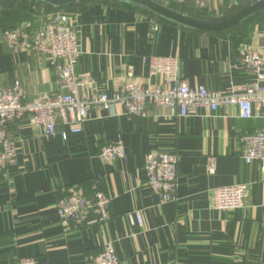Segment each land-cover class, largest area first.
I'll return each mask as SVG.
<instances>
[{"label":"crops","instance_id":"obj_1","mask_svg":"<svg viewBox=\"0 0 264 264\" xmlns=\"http://www.w3.org/2000/svg\"><path fill=\"white\" fill-rule=\"evenodd\" d=\"M248 1L209 0L205 12L193 0L174 6L218 18ZM50 11L31 0L0 4V86L18 82L27 100L53 96L55 74L44 56L8 48L1 34L17 26L35 30ZM66 12L77 29L76 74L90 77L92 91L109 95L127 81V66L134 81L144 82L148 67L142 58L149 55L177 56L179 75L190 87L240 92L254 79L237 64L240 49L264 47V24L256 19L208 33L115 1L73 3ZM254 110L258 117L242 119L232 107L186 117L170 116L162 106H148L144 116H129L118 104L91 107L81 132L59 123L51 136H43L27 117L7 123L16 159L0 170V264L29 257L37 264H86L106 241L112 242L119 264L264 262V169L241 157V135L264 130V106ZM116 141L123 142L125 158L98 157L102 146ZM152 152L177 156L173 201L159 202L146 185V156ZM235 183L248 186L244 206L212 208L211 190ZM93 188L110 199L108 221L64 231L57 202L72 193L90 195Z\"/></svg>","mask_w":264,"mask_h":264},{"label":"built area","instance_id":"obj_2","mask_svg":"<svg viewBox=\"0 0 264 264\" xmlns=\"http://www.w3.org/2000/svg\"><path fill=\"white\" fill-rule=\"evenodd\" d=\"M182 4L185 0H168ZM209 0H194L201 11L207 10ZM155 28V27H154ZM5 45L13 50H30L44 56L52 68L58 86L53 96H40L27 100L22 86L14 82L9 87L0 86V170L13 165L16 145L9 137L7 123L27 117L31 126L43 136L55 134L59 123L72 133H79L91 107L111 108L118 104L129 116H144L146 108L162 106L170 116L186 117L200 110L214 113L220 108L232 107L242 119L258 117L254 106H264V47L242 48L237 64L249 70L254 79L240 92L208 90L203 85L188 86L179 75L177 56H144L148 67L144 82L132 79L133 71L127 66L124 81L112 94L91 90L92 81L87 75H77L75 67L80 50L77 29L70 15L51 11L39 28L17 26L1 34ZM65 138V133H62ZM241 157L246 164L257 162L264 169V130L244 133L240 137ZM126 150L123 142H111L101 147L98 157L102 160L123 159ZM177 156L170 152H152L146 156V185L159 202L175 200L177 184ZM209 170L213 169L210 160ZM246 183L220 186L211 190V205L216 210L229 211L244 206L247 198ZM109 197L93 188L90 195L72 193L55 205V213L62 229H82L107 222ZM135 222L141 225V215L134 213ZM14 264H37L33 257L17 259ZM86 264H119L111 241L103 243L101 251ZM258 264H264L259 262Z\"/></svg>","mask_w":264,"mask_h":264},{"label":"water","instance_id":"obj_3","mask_svg":"<svg viewBox=\"0 0 264 264\" xmlns=\"http://www.w3.org/2000/svg\"><path fill=\"white\" fill-rule=\"evenodd\" d=\"M16 0H0V4ZM58 9L67 7L73 3L91 0H31ZM115 1L126 4L155 16L165 22L175 24L190 30L208 33H219L230 30L242 22L264 13V0H249L239 6L231 14L218 18L198 17L190 13H184L157 0H103Z\"/></svg>","mask_w":264,"mask_h":264},{"label":"trees","instance_id":"obj_4","mask_svg":"<svg viewBox=\"0 0 264 264\" xmlns=\"http://www.w3.org/2000/svg\"><path fill=\"white\" fill-rule=\"evenodd\" d=\"M194 1V0H193ZM36 2V1H35ZM246 3V2H245ZM244 3V4H245ZM70 6V5H69ZM69 6H67V7H69ZM127 6H129V5H127ZM169 6H171V7H174V8H176L175 6H174V3L173 4H169ZM67 7H64V8H58V9H54V8H51V11H54V10H56V11H62V12H65V13H67L66 12V8ZM130 7H132V6H130ZM50 11V12H51ZM146 13V12H145ZM231 14V13H230ZM157 18V17H156ZM158 20H160V21H163V20H161V19H159V18H157ZM254 19H256V20H258V21H261L263 24H264V13H261V14H259V15H257V16H255V17H252V18H250V19H248V20H246V21H244V22H242L241 24H244V23H246V22H250V21H253ZM165 22V21H164ZM240 25V24H239ZM239 25H237V26H239ZM236 26V27H237ZM235 28V27H234ZM234 28H232V29H234ZM231 29V30H232Z\"/></svg>","mask_w":264,"mask_h":264},{"label":"rangeland","instance_id":"obj_5","mask_svg":"<svg viewBox=\"0 0 264 264\" xmlns=\"http://www.w3.org/2000/svg\"><path fill=\"white\" fill-rule=\"evenodd\" d=\"M231 13V12H230ZM226 15H228V14H226Z\"/></svg>","mask_w":264,"mask_h":264}]
</instances>
